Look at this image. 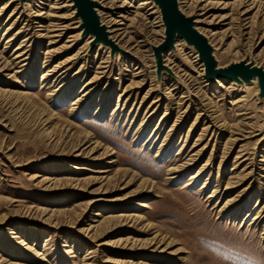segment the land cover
I'll list each match as a JSON object with an SVG mask.
<instances>
[{
	"label": "rangeland",
	"instance_id": "1",
	"mask_svg": "<svg viewBox=\"0 0 264 264\" xmlns=\"http://www.w3.org/2000/svg\"><path fill=\"white\" fill-rule=\"evenodd\" d=\"M99 1L115 50L71 0H0V264H264L257 79L214 82L186 42L160 66L161 9ZM179 1L221 66L264 68V0Z\"/></svg>",
	"mask_w": 264,
	"mask_h": 264
},
{
	"label": "water",
	"instance_id": "2",
	"mask_svg": "<svg viewBox=\"0 0 264 264\" xmlns=\"http://www.w3.org/2000/svg\"><path fill=\"white\" fill-rule=\"evenodd\" d=\"M77 7V15L84 20L85 32L95 34L97 40L111 44L116 49V44L108 37L105 25H102L95 7V0H74ZM162 11L163 21L166 27V37L156 51V57L161 66L163 51L174 44L176 33L178 32L189 43L194 44L199 51L200 58L206 67V75L210 79L217 77H236L241 75L245 79L258 74L264 82V71L258 67H251L245 62L233 63L226 68H217V61L212 54L213 47L207 37L194 27L193 18L187 16L179 8L178 0H155Z\"/></svg>",
	"mask_w": 264,
	"mask_h": 264
},
{
	"label": "bare ground",
	"instance_id": "3",
	"mask_svg": "<svg viewBox=\"0 0 264 264\" xmlns=\"http://www.w3.org/2000/svg\"><path fill=\"white\" fill-rule=\"evenodd\" d=\"M72 1V3H73V5H74V8L76 9V13H77V7H76V5H75V1L74 0H71ZM95 1H97V6L95 7V9H96V11H97V14H98V16H99V20H100V23L102 24V25H105L104 23H103V21L101 20V17H100V9H101V7H103V4H102V2H100L99 0H95ZM151 1H153L154 2V4L155 5H157L159 8H160V6L156 3V1L155 0H147L146 1V3H152ZM178 3H179V8H180V10L183 12V10H182V8H181V5H180V1L178 0ZM161 9V8H160ZM247 12V11H246ZM184 13V12H183ZM161 14H162V11H161ZM187 16H191V15H187ZM78 18L80 19V29L81 30H85V27H84V20H83V18L80 16V15H78ZM193 22H194V27L199 31V32H201L202 34H204L205 36H207L206 35V33L204 32V30H202V28H199L198 26H197V21L193 18ZM106 31H107V33H108V37L117 45V42L111 37V35H110V30H108V27L106 26ZM87 34V36H88V42H91L92 43V47H98L99 45H102L103 47H106V48H108V49H112L113 48V46L111 45V44H107V43H105L104 44V42L102 41V40H97L96 39V36H95V34L94 33H92V32H89V33H86ZM165 37H166V33H165ZM165 37H164V40H165ZM179 38V39H178ZM163 40V41H164ZM162 41V42H163ZM209 41V40H208ZM162 42L160 43V45L162 44ZM183 42H186L189 46H191V47H193L194 48V44H192V43H189L183 36H181L178 32L176 33V36H175V41H174V44L171 46V47H168L167 49H176V46H179L180 45V43L182 44ZM211 45H212V47H213V50H212V54L214 55V56H216V53H217V50H216V48L213 46V44L211 43V42H209ZM99 48H101V46H99ZM113 50H115V49H113ZM117 52H119V54H120V51H117ZM116 52V53H117ZM197 54H198V57H199V59L201 60V58H200V54H199V51H197ZM201 62H203L202 60H201ZM239 63V62H238ZM247 65H249V66H251V67H258V68H261V69H263V71H264V68L262 67V66H259V65H256L255 63H250V62H245ZM203 64H204V62H203ZM216 67L217 68H226V67H228L227 65L226 66H221L220 65V63L219 62H217V65H216ZM204 69H205V74H206V67H205V64H204ZM48 75H51L49 72H45V74H44V76H43V79L45 78V77H47ZM219 78L220 77H217V79H214V82H217L218 80H219ZM223 79H227V80H232V82H231V84H238L239 86H245V85H251V84H253V83H255V79H257V84H258V90H260V92H259V97L261 98V100L264 102V82H263V80H261V78H260V76L258 75V74H255V75H253L251 78H249V79H245V78H243L241 75H238V76H236V77H223ZM235 82V83H234ZM256 84V83H255ZM246 87V86H245ZM249 91H248V89L246 90V92H245V94H243V96L241 97V100L240 101H242V100H245V98L247 97V93H248ZM250 95H251V93H249ZM261 94V95H260ZM82 98H78L77 99V101H80ZM77 101H76V103H77ZM264 161V160H263ZM236 164H237V162H236ZM235 164V165H236ZM237 167V166H236ZM236 167H233V169H236ZM97 170V169H96ZM109 171V169L108 168H105V169H101L99 172H101V173H105V172H108ZM203 171V170H202ZM200 173L201 172H199L197 175H200ZM106 177V176H105ZM195 177H197V176H195ZM189 183H192V182H189ZM204 187H206V185H204ZM203 187V188H204ZM247 189H249V186L247 187L246 186V190ZM217 194H218V190H216V189H214L213 190V193L212 194H210L209 195V197L208 198H210L211 199V197H216L217 196ZM143 206L145 205V204H142ZM216 205L217 204H215L214 206L216 207ZM239 205V203H235V204H232V206H230V207H234V208H236V206H238ZM227 207H229V206H227ZM239 207V206H238ZM231 208V209H232ZM234 211H236V210H234ZM263 211V209H261L258 213H257V215H256V217H255V219H260L261 217H262V214H261V212ZM97 213H99V212H97ZM97 215H101V214H97ZM131 215V214H130ZM122 216H123V214H122ZM125 216V215H124ZM134 216V215H133ZM109 217H111V218H109V219H107L104 223H102V224H98L97 226H94V225H92V228H94L95 227V229L96 228H100V227H106V225L107 224H109L110 223V221H112V220H115V218H122V217H120L119 215L118 216H109ZM129 218V217H128ZM125 219H126V216H125ZM121 221V220H120ZM93 222H98L97 220H93ZM102 222V221H101ZM103 224H105V225H103ZM94 229V230H95ZM107 229V228H106ZM156 237V236H155ZM164 238V236L162 237V239ZM130 239V236L126 239V241L128 242V241H130L129 240ZM124 240V239H123ZM125 241V240H124ZM129 243H131L130 245H132L131 246V249H133L135 246H136V241H134V240H132V241H130ZM122 244V243H121ZM128 244H126L125 245V247L127 246ZM129 246V245H128ZM127 246V247H128ZM16 264V263H15ZM21 264V263H20Z\"/></svg>",
	"mask_w": 264,
	"mask_h": 264
}]
</instances>
